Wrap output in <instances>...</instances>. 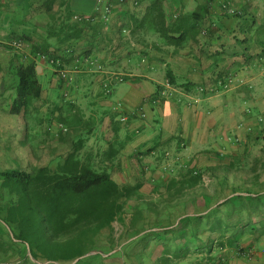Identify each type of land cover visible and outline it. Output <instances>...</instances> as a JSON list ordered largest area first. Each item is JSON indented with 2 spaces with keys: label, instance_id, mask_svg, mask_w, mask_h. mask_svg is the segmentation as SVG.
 <instances>
[{
  "label": "crops",
  "instance_id": "0c3cea01",
  "mask_svg": "<svg viewBox=\"0 0 264 264\" xmlns=\"http://www.w3.org/2000/svg\"><path fill=\"white\" fill-rule=\"evenodd\" d=\"M106 5L108 22L101 18ZM223 5L241 15L229 16ZM13 40L23 53L39 46L60 55L72 78L65 82L37 60L38 76L47 71V80L24 116V138L32 134V141L21 145L38 165L55 164L83 140L81 154L93 161L98 154L91 149L102 150L112 177L123 170L152 177L160 162L173 173L172 165L182 172L188 164L216 165L214 157L242 158L252 138L264 137V0H0V44ZM103 72L122 75L124 87L106 97ZM228 77L229 90H210ZM166 81L172 95L154 104ZM3 82L1 72L0 95L7 94ZM114 94L131 113L125 124L112 112ZM139 108L145 117L132 114ZM0 111L10 117L0 127L12 133L20 115ZM111 151L114 158H105Z\"/></svg>",
  "mask_w": 264,
  "mask_h": 264
},
{
  "label": "trees",
  "instance_id": "16d2710c",
  "mask_svg": "<svg viewBox=\"0 0 264 264\" xmlns=\"http://www.w3.org/2000/svg\"><path fill=\"white\" fill-rule=\"evenodd\" d=\"M41 49L34 47L33 60L12 63L14 72L3 74V86L16 93L11 115L32 113L41 98L40 56L62 60ZM82 148L77 141L55 164L0 169V264H73L86 255L76 264H248L262 254L264 179L238 178L242 169L233 158H217L213 166L226 174L213 177V191L197 164H188L178 177H158L146 196L144 171L133 184L120 185Z\"/></svg>",
  "mask_w": 264,
  "mask_h": 264
},
{
  "label": "rangeland",
  "instance_id": "374dc122",
  "mask_svg": "<svg viewBox=\"0 0 264 264\" xmlns=\"http://www.w3.org/2000/svg\"><path fill=\"white\" fill-rule=\"evenodd\" d=\"M13 41H19V40H13ZM7 45H1L0 47V64H2L3 66L2 70H0V73L2 72V74H5V75H6L5 73L6 70L7 72H10V73L14 72L15 70L14 68L10 67V64L18 63L21 60L23 61L33 60L29 57L31 56V54L23 53L22 50H16V49H13L11 46H7ZM3 68L5 69V71L3 70ZM46 73L48 72L44 71V75ZM44 75L39 77V82L43 88L47 80ZM6 81L7 80H5V85H8ZM123 87L124 85L121 84L119 85L118 88H123ZM5 89L7 90V94L3 93L0 95V99L2 98L0 100V107H1V110L9 112L11 104L16 97V93L10 92L11 91L10 88L8 89L5 88ZM11 93L13 94L11 95ZM9 96H12V98H10ZM63 99L67 101L65 96H63ZM112 100H113V104L120 101L117 99V96H115V94L113 95ZM0 114L2 115L0 119V123L1 122L3 124L9 123L7 121V117L8 118L10 117L7 116V113L0 111ZM24 115H25V111L22 110L20 117L12 119L13 124H15L13 126L12 125L10 126L12 133L8 132L10 130L8 127H4V126L0 127V169H3V168L11 169V168L19 167L22 169L31 170L33 167L42 166V165H38L37 164L38 161L34 160V158L30 156L32 155V151H28L26 148L22 147L21 145L22 139H25L26 144H27L28 143L27 141L28 140L32 141V138H33L32 134L31 136L29 135V137L28 135L26 136L25 134V138H24V132H23L25 130ZM21 131L23 132V134L21 133ZM26 137H27V140H26ZM91 150H92L91 153H93V155L98 154L93 160V162L95 164H99V162L101 161L100 155L102 153V150L100 151H95L93 149ZM35 153H37V151H35ZM243 156L244 157L239 158V159L238 158L233 159L234 165H239V167H241L242 169L240 171L238 170L237 172L238 174L236 173V176H238V178L241 176L253 178L257 175H260V177H262V180H263L264 170L262 168L261 163L264 162V137L260 136L257 140L252 141V144L250 143L249 148L247 149V154ZM228 158H231V157L229 156ZM213 160L216 162V164L220 163V161L216 157H214ZM230 160L231 159H227L224 161L221 160V162L229 163ZM43 161H46V160H42L41 162ZM197 166H198L197 168L201 170V172L203 173V176L206 177L207 185L205 186V188L209 191H213L214 189V185H213L214 178L213 177H216V176L221 177L224 174H226L223 169L221 168L217 169L215 168V166H213L212 164H209L208 162L198 163ZM167 167L169 166L166 165L165 162H160L159 165L156 164V166L154 167V170H155L154 176L147 177L145 174H143V179L146 183L145 187L142 189V193H144V195L146 196L151 195L152 185L154 183L153 181H156L158 177L159 178L163 177V179H167L168 177H178L179 176L181 167H179L178 165L176 166L172 165V167L175 169L173 173H170L168 170L165 171L164 168H167ZM228 174H232V173L228 172ZM113 176H114V179L120 185H123V184H133L135 180L137 179V177H140L141 175H137V177H132L131 175L128 176V174H126V172H124L123 170L122 172L115 171ZM129 219H130V216L125 217L126 223H128ZM113 227L115 230V237H119L122 232L121 223L116 221L113 224ZM260 253L262 254H259V253L254 254L255 256L251 258L252 260L248 264H264V259H263L264 257L262 256L264 254V250L261 251ZM233 264H247V263L242 260H235L233 261Z\"/></svg>",
  "mask_w": 264,
  "mask_h": 264
},
{
  "label": "built area",
  "instance_id": "2783aa9c",
  "mask_svg": "<svg viewBox=\"0 0 264 264\" xmlns=\"http://www.w3.org/2000/svg\"><path fill=\"white\" fill-rule=\"evenodd\" d=\"M223 10L228 14L229 16H239L241 15V12L236 11L232 7L228 5H223L222 6ZM112 12V7L111 5H106L104 9L101 11V18L105 21L108 22L110 15ZM80 21L83 22H92L93 18H79ZM203 34H206L203 32ZM9 46H11L13 49L16 50H21L22 49V42L21 41H12L9 43ZM39 61L43 63H48L52 67L55 68L56 73L58 74L59 78L64 80L65 82H72V78L68 75L67 70L64 69L63 63L61 59L57 58H51L49 56H40ZM88 65L94 66L96 63L93 62V60H86ZM97 69L102 72V68L100 65L97 66ZM105 75L103 79V92L106 97L111 96L113 92V87L119 84H122L125 81V78L122 75L116 74V73H108V72H103ZM234 83V78L233 77H228L226 79H220L213 85V87L210 89L211 91H215L217 89L227 91L229 90ZM174 89L169 81H166L164 83V88L160 92V96L158 97L157 100H153L152 102L156 104L159 99H163L165 97H170L172 95L171 92H173ZM199 93H204L205 92V87H200L198 89ZM66 100H68V95H64ZM194 104L199 103V99H194L193 100ZM128 109L126 105L122 101H118L115 104L112 105V112L117 115V119L120 123H127L129 120V115L131 114L130 112L127 113ZM137 114L140 115L141 117H145L144 110L143 108H139L136 111H133L132 114ZM60 129L65 133L67 132V128L64 126H60ZM170 154L166 153L165 158L169 159ZM165 168V170H167Z\"/></svg>",
  "mask_w": 264,
  "mask_h": 264
},
{
  "label": "water",
  "instance_id": "95a60500",
  "mask_svg": "<svg viewBox=\"0 0 264 264\" xmlns=\"http://www.w3.org/2000/svg\"><path fill=\"white\" fill-rule=\"evenodd\" d=\"M28 255H29V257L31 258V260H33V261L35 262V260L33 259V257H32V255H31L30 251H28ZM87 256H89V255H86V256H84V257H82V258L77 259L73 264H76L79 260H81V259H83V258H85V257H87Z\"/></svg>",
  "mask_w": 264,
  "mask_h": 264
}]
</instances>
